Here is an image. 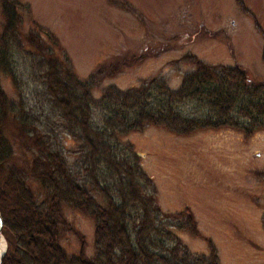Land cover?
I'll use <instances>...</instances> for the list:
<instances>
[{
  "label": "rangeland",
  "instance_id": "1",
  "mask_svg": "<svg viewBox=\"0 0 264 264\" xmlns=\"http://www.w3.org/2000/svg\"><path fill=\"white\" fill-rule=\"evenodd\" d=\"M241 1L244 7L236 0H22L29 12L22 11L20 51L13 57L18 85L0 74L8 99L30 119L28 134H21L12 120L5 128L14 162L27 163L36 150L32 135L37 134L61 153L77 182L102 203L88 181L81 141L55 109L42 75L28 67L27 54L38 53L24 39L30 29L38 25L48 30L60 50L52 51V57L62 64L66 54L81 79L100 65H116L118 57L129 61L114 76L98 78L94 99L109 86L126 90L154 79L177 90L195 70L189 55L211 65H241L254 80H264V0ZM2 24L0 9V34ZM38 40L41 49L49 48L44 37ZM121 141L155 194L161 213L157 224L172 230L190 253L208 255L213 245L220 264H264V129L248 135L231 128L203 129L180 136L148 125ZM27 182L40 200L38 182ZM63 214L84 237V252L92 257L93 220L67 206ZM188 216L197 235L181 227ZM60 243L68 255L80 250L72 233L63 231Z\"/></svg>",
  "mask_w": 264,
  "mask_h": 264
},
{
  "label": "trees",
  "instance_id": "2",
  "mask_svg": "<svg viewBox=\"0 0 264 264\" xmlns=\"http://www.w3.org/2000/svg\"><path fill=\"white\" fill-rule=\"evenodd\" d=\"M0 9V74L17 86L13 57L20 51L22 11L29 12V6L22 0H0ZM43 37L49 48L41 49L38 39ZM24 39L38 51L27 54L28 67L42 75L55 109L81 141L88 181L103 204L77 182L61 153L37 134L32 135L36 150L27 163L14 162L5 128L12 120L21 134H28L30 119L0 85V227L6 241L0 264H220L213 245L208 255L192 254L172 230L157 224L161 213L155 194L121 138L148 125L180 136L217 128L252 134L264 129V80H254L241 65H211L189 55L195 70L183 77L177 90L154 79L126 90L109 86L94 99L98 78L114 76L129 61L118 57L116 65H100L95 74L81 79L66 54L62 53V64L52 57V51L60 50L54 48L57 41L48 30L36 25ZM196 109L201 113L195 114ZM29 178L38 182L40 200ZM65 206L93 220L92 257L84 252V237L66 220ZM192 223L188 216L181 227L197 235ZM63 231L79 240L77 254L68 255L62 247Z\"/></svg>",
  "mask_w": 264,
  "mask_h": 264
},
{
  "label": "bare ground",
  "instance_id": "3",
  "mask_svg": "<svg viewBox=\"0 0 264 264\" xmlns=\"http://www.w3.org/2000/svg\"><path fill=\"white\" fill-rule=\"evenodd\" d=\"M4 244H5L4 238H3V236L0 234V253L2 252V250H3V248H4Z\"/></svg>",
  "mask_w": 264,
  "mask_h": 264
},
{
  "label": "water",
  "instance_id": "4",
  "mask_svg": "<svg viewBox=\"0 0 264 264\" xmlns=\"http://www.w3.org/2000/svg\"><path fill=\"white\" fill-rule=\"evenodd\" d=\"M0 234H1V231H0ZM4 241H5V240H4ZM5 251H6V242H5V244H4V248H3L2 252L0 253V262H1V258H2V256L4 255Z\"/></svg>",
  "mask_w": 264,
  "mask_h": 264
}]
</instances>
